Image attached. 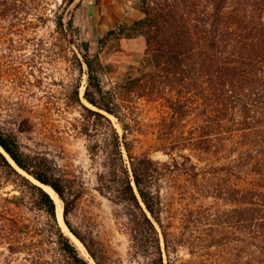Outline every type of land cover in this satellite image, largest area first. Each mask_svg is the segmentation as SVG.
<instances>
[{"label": "trees", "instance_id": "trees-1", "mask_svg": "<svg viewBox=\"0 0 264 264\" xmlns=\"http://www.w3.org/2000/svg\"><path fill=\"white\" fill-rule=\"evenodd\" d=\"M76 1L64 0L56 12V28L51 33L60 40L70 41V34L80 32L70 7ZM19 2L26 0H0V19L6 21L9 4L17 11ZM209 5L183 10L175 0H159L146 4L140 20L122 24L120 32H110L147 39L154 69L137 79L136 93L166 99L170 118L182 124L170 134L165 150L171 151L167 152L169 160L134 153L129 140L132 119L124 112L125 100L104 88L103 64L98 54H90V43L85 42V98L97 109L86 106L77 89V103L85 114L75 119L74 126L87 138L99 169L97 190L122 208L121 225L134 253L144 258L143 264H264V0H210ZM17 65L12 62V69L18 71ZM109 115L118 119L123 135ZM6 123L7 119L0 118V145L16 165L0 150V169L33 191L37 206L48 218V236L63 257L73 264H92L58 223L54 197L20 169L55 190L65 204L68 227L95 262L104 264L68 220L75 208L69 198L72 186L69 190L48 154L25 150ZM175 150L180 151L182 161ZM173 175L186 177L191 191L220 205L187 210L180 227L176 226V215L165 217L171 211L161 186ZM16 199L17 195L8 198ZM180 247L189 250L190 259L179 257ZM10 251L15 253V246Z\"/></svg>", "mask_w": 264, "mask_h": 264}, {"label": "rangeland", "instance_id": "rangeland-1", "mask_svg": "<svg viewBox=\"0 0 264 264\" xmlns=\"http://www.w3.org/2000/svg\"><path fill=\"white\" fill-rule=\"evenodd\" d=\"M175 1L183 10H195L196 4L199 9L211 8L210 0ZM63 2L26 0L17 4L18 12L9 4V17L6 21L0 19V24L3 22L0 26L5 27L0 28V118L7 119L6 125L17 134L25 150L48 154L69 190L72 186L69 198L75 208L68 220L83 233L104 264H143L144 258L134 253L130 236L121 225L119 211L122 208L97 190L99 169L90 155L87 138L78 133L74 122L81 113L85 114L77 103V89L82 102L97 109L85 98L88 67L84 46L89 42L90 54H98L103 64L104 88L125 100L124 112L132 119L129 120L133 126L129 140L134 153L146 152L155 160H169L167 152L171 151L165 150L170 146V134L174 126L179 128L182 124L170 118L166 99H150L136 93L137 79L154 69L149 60L147 39L142 35H110L112 30L120 32L122 24L132 25L143 18L146 4L155 5L159 0H77L70 7L80 32L70 34V41L60 40L58 34L51 33L56 28V12ZM12 62L18 64V71L12 69ZM109 116L123 135L118 119ZM179 154L180 151L175 150L182 161ZM124 155L129 163L125 148ZM20 171L39 184L33 176ZM14 180L0 169V264H73L49 238L48 218L37 206L33 191L24 186V182ZM161 186L166 194L167 209L171 211L166 212L165 217L171 213L176 215L178 227L187 210L202 205L218 207L216 200L204 198L195 189L191 191L184 176L173 175L163 180ZM49 187L57 196V200L54 198L57 216L60 212L63 214V222L58 218V223L76 243L81 256L97 264L86 245L68 227L65 204ZM13 195L18 199L8 200ZM10 246H15V253L10 251ZM164 254L167 262L165 249ZM178 254L184 260L191 258L186 247H180Z\"/></svg>", "mask_w": 264, "mask_h": 264}, {"label": "bare ground", "instance_id": "bare-ground-1", "mask_svg": "<svg viewBox=\"0 0 264 264\" xmlns=\"http://www.w3.org/2000/svg\"><path fill=\"white\" fill-rule=\"evenodd\" d=\"M45 188H46V190L48 191V192H50V194L57 200V196H56V194L54 193V191L49 187V186H44ZM60 205V204H59ZM62 206V205H61ZM61 208V207H60ZM58 218H59V222H63V214L60 212V213H58ZM64 224H62V226H63ZM64 228V227H63Z\"/></svg>", "mask_w": 264, "mask_h": 264}, {"label": "water", "instance_id": "water-1", "mask_svg": "<svg viewBox=\"0 0 264 264\" xmlns=\"http://www.w3.org/2000/svg\"><path fill=\"white\" fill-rule=\"evenodd\" d=\"M0 150H2L9 158H11L6 152H5V150L2 148V146L0 145ZM14 162V161H13ZM15 164V163H14ZM16 165V164H15ZM25 172V171H24ZM39 182V181H38ZM39 184L41 185V186H47V185H45V184H43V183H41V182H39Z\"/></svg>", "mask_w": 264, "mask_h": 264}]
</instances>
